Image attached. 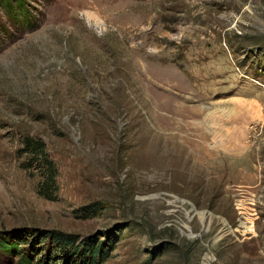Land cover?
<instances>
[{
    "label": "rangeland",
    "instance_id": "obj_1",
    "mask_svg": "<svg viewBox=\"0 0 264 264\" xmlns=\"http://www.w3.org/2000/svg\"><path fill=\"white\" fill-rule=\"evenodd\" d=\"M13 3L0 232L33 264H68L44 232L114 247L105 264H264V0ZM25 136L55 165L52 200Z\"/></svg>",
    "mask_w": 264,
    "mask_h": 264
},
{
    "label": "trees",
    "instance_id": "obj_2",
    "mask_svg": "<svg viewBox=\"0 0 264 264\" xmlns=\"http://www.w3.org/2000/svg\"><path fill=\"white\" fill-rule=\"evenodd\" d=\"M13 1L19 3L23 0H0V7H6L11 11L12 7H14ZM23 139V148L19 153L22 156H26L25 159L30 164L29 166H35L43 170L42 175L45 178V182L43 183L41 194L52 200L57 188L58 174L55 165L41 140L29 136H25ZM87 209L93 214L97 212L95 206H88ZM36 238V244H38L39 248L46 249V259L51 260L54 257L61 256L68 264H105L114 250V247L105 249L85 243L80 245L77 236H69L57 232H44ZM28 243V239H21L17 242V240L10 238L6 233L0 232V253L19 258L18 264H33L30 259L32 255L28 254V249L20 247L24 244L28 245Z\"/></svg>",
    "mask_w": 264,
    "mask_h": 264
}]
</instances>
